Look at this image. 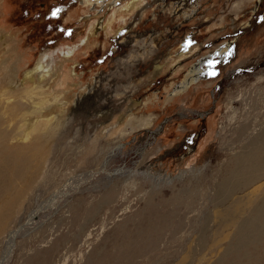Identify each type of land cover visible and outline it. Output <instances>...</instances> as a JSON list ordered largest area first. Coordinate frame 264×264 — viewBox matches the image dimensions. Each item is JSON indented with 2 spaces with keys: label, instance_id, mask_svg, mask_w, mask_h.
<instances>
[{
  "label": "rangeland",
  "instance_id": "374dc122",
  "mask_svg": "<svg viewBox=\"0 0 264 264\" xmlns=\"http://www.w3.org/2000/svg\"><path fill=\"white\" fill-rule=\"evenodd\" d=\"M132 1L0 0V95L17 114L31 110L7 69L17 61L23 79L56 59L72 119L69 134L54 136L62 144L27 142L49 161L0 239V264H264V237L215 241L232 233L218 206L246 193L218 201L217 185L250 129H264V0H137L129 11ZM191 68L197 81L173 95ZM37 167L18 179L0 152L3 199ZM68 180L74 187L54 198ZM151 211L166 225L150 227Z\"/></svg>",
  "mask_w": 264,
  "mask_h": 264
},
{
  "label": "bare ground",
  "instance_id": "6f19581e",
  "mask_svg": "<svg viewBox=\"0 0 264 264\" xmlns=\"http://www.w3.org/2000/svg\"><path fill=\"white\" fill-rule=\"evenodd\" d=\"M86 1L91 2V0ZM98 2L102 3L103 0H98ZM137 5L138 2L135 0L126 8L130 11V9L135 8ZM2 36L1 33L0 41L3 38ZM70 51L71 49L69 51L67 50L64 55H70ZM223 52H225V49ZM44 59H40L33 69L27 70L22 76L23 79L20 78L18 68L16 67L17 61L13 62L14 64L12 63L7 69L9 79L11 84H13L11 89H24L27 91L28 97L35 101L31 106V110H29L28 107L24 113L17 114L13 108L11 109V95L7 92H3L4 96L0 95V152H2L7 164L13 166L18 179L21 178L24 167L30 168L36 163H38L39 166L31 171L28 179L25 177L26 181L21 186L11 191L12 193L8 199H3L4 195H7L8 192L2 191L0 187V239L2 235L7 232L14 216L28 209L29 205L25 206V202H22L21 199L25 195L34 193V184L40 173V165H43L44 161H49L45 160L44 156L40 153L37 143L27 142L32 138L40 139L41 137H48L54 143L56 140L54 137L55 135L59 133L60 135H67L71 130L70 121L72 119L69 118L66 121V117H64V114L69 112L71 107H68V101L63 97L65 91L63 92L60 88L61 85H67L69 82H63V80H61V76L59 72H57L58 69L55 67L57 62L56 59H54L55 62ZM69 74L70 73L65 75L64 79L70 77ZM199 75L200 70L191 68V70L186 73L185 78L181 82V86L173 95L188 90V88L197 81ZM15 78L20 79V83H16ZM55 107L58 108L56 112L53 110ZM48 111L50 112L48 113ZM109 114H111V112ZM18 115H21V118H18ZM31 122H33V124ZM65 122L66 124L64 126ZM243 124H241L242 133L247 126H243ZM262 125L259 126V128L255 127L253 129L248 127L252 130L251 134L253 135H251L247 149L242 150L230 160V163L226 166V172L222 175L221 182L217 185L216 199L218 201L228 198L231 193L233 194L237 191H246V193L234 199V204H231V202V205L228 204L226 207H221V205L220 208L218 206L216 217L219 224L231 228L232 233L228 235H226V233L229 231L221 233L215 241L226 237L228 243L245 246V244H256L259 239L264 237V129ZM16 133H18V135L15 136ZM246 133L247 131L245 134ZM75 135L76 138H70L69 136V140L65 144L67 149L72 147L75 139L80 138L78 132H76ZM21 139L23 142L18 143ZM63 142L64 141H58L54 144L60 145ZM123 145L124 144H119L116 148ZM113 150L115 153V148ZM71 187H74V181L68 180L63 187H60L58 189L59 191H55L52 196L55 198L59 195L66 194ZM116 188L117 185L108 188L104 197L114 198ZM51 200L53 201V199ZM92 207H94V205H92ZM85 209L89 210L90 208L86 207ZM38 210L39 209L35 208L31 211L28 216V224L31 225L38 219ZM150 214L151 216L148 219L150 227L161 223L165 219L160 213H157V211H151ZM158 214L160 217L157 216ZM164 222L165 220L162 223L166 225ZM17 230L14 229L9 232L7 244H10L14 239Z\"/></svg>",
  "mask_w": 264,
  "mask_h": 264
},
{
  "label": "snow or ice",
  "instance_id": "6c2138e0",
  "mask_svg": "<svg viewBox=\"0 0 264 264\" xmlns=\"http://www.w3.org/2000/svg\"><path fill=\"white\" fill-rule=\"evenodd\" d=\"M57 12H59V9H56V10L53 12V15H56ZM214 74H215V73H213V75H214Z\"/></svg>",
  "mask_w": 264,
  "mask_h": 264
}]
</instances>
